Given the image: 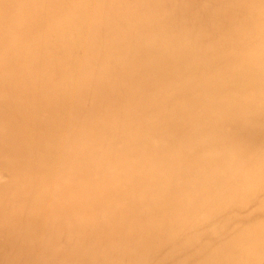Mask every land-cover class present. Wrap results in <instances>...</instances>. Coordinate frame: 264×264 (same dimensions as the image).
I'll return each instance as SVG.
<instances>
[{
	"label": "bare ground",
	"instance_id": "6f19581e",
	"mask_svg": "<svg viewBox=\"0 0 264 264\" xmlns=\"http://www.w3.org/2000/svg\"><path fill=\"white\" fill-rule=\"evenodd\" d=\"M157 1L0 0V264H264V0Z\"/></svg>",
	"mask_w": 264,
	"mask_h": 264
},
{
	"label": "rangeland",
	"instance_id": "374dc122",
	"mask_svg": "<svg viewBox=\"0 0 264 264\" xmlns=\"http://www.w3.org/2000/svg\"><path fill=\"white\" fill-rule=\"evenodd\" d=\"M163 1L164 0H160V1H157L158 3H160V4H162L163 3ZM153 3L152 4H154V3H156L155 1H152ZM194 2H202V0H194ZM135 5V4H134ZM234 6V5H233ZM255 6H257L258 8L257 9H259V6L258 5H253V7H255ZM58 7V9H59V5L57 6ZM235 7V9L233 10V16H238V15H242L244 18H246V15L247 16H249V14H248V12H249V9L252 7L251 5H250V3H244L243 5H241V6H234ZM114 9H117V7H113ZM224 9H222V10H220V11H223ZM239 11H242V12H240V13H237V12H239ZM54 13L56 14V12L54 11ZM237 13V14H236ZM235 14V15H234ZM122 15H124V16H126V13H122ZM127 17V16H126ZM124 18L123 20H122V23L124 24V23H126V22H128V19L127 18ZM120 26H122L121 24H120Z\"/></svg>",
	"mask_w": 264,
	"mask_h": 264
}]
</instances>
